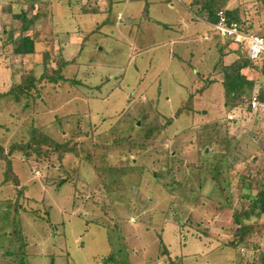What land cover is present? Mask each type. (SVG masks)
I'll return each mask as SVG.
<instances>
[{"label": "rangeland", "instance_id": "1", "mask_svg": "<svg viewBox=\"0 0 264 264\" xmlns=\"http://www.w3.org/2000/svg\"><path fill=\"white\" fill-rule=\"evenodd\" d=\"M113 1L116 4L41 0L44 14L35 25L37 50L50 51L48 73L57 68L61 56L66 62L61 70L64 80L45 79L38 84L36 97L17 102L8 91L29 68L35 77L44 68L40 55L24 59L12 53L7 36L1 38L3 24L14 23V35L20 26L4 6L25 9L29 1L0 0V146L11 161L8 171L0 159V247L7 245L9 232L18 224L27 242L19 264H103L107 257L113 261L106 264L254 263L258 250H264V215L254 222L247 244L236 246L238 225L232 216L248 205L244 188L264 169V123L252 112L238 108L227 115L221 95H210L215 102L209 104L195 96L191 104L195 115L174 118L148 138L147 148L132 150L126 140L119 142L159 127L164 122L160 116L175 115L184 104L189 80L213 70L222 38L204 29L201 36L170 41L177 36L175 22L190 15L179 0H156L152 14L157 22L139 17L145 3L153 0ZM227 4L242 5L254 29L264 32L259 0ZM82 5L97 6L99 13L83 14ZM37 8L34 4L33 15ZM203 34H208L207 40ZM227 49L225 63L242 50L236 45ZM244 72L257 85L264 83L253 68ZM129 117L134 119L128 122ZM40 127L57 142L77 143L79 155L52 153L48 146L40 155L30 151L29 157L21 151L9 153L12 145L28 143L31 131ZM228 152L229 170L218 176L222 190L209 169ZM91 160L104 169L95 170ZM179 163L183 169L201 165V180L171 193L156 173L183 181L190 170L168 172ZM4 171L10 173L6 183ZM61 179L66 183L57 187ZM251 193H256L254 187ZM18 198L22 208L17 213L13 204Z\"/></svg>", "mask_w": 264, "mask_h": 264}, {"label": "trees", "instance_id": "2", "mask_svg": "<svg viewBox=\"0 0 264 264\" xmlns=\"http://www.w3.org/2000/svg\"><path fill=\"white\" fill-rule=\"evenodd\" d=\"M26 1L29 2L26 3L27 5L25 9L19 6V10H17L16 9V7L18 6L17 4L15 5L10 4L8 6L6 5L4 6L5 11L10 13L12 21L13 22L19 21L20 26L18 27V34L14 35L17 26H14V23L3 24L1 38L3 36H7L8 39H6L5 41L10 42L12 46V53L15 55H19L24 59L30 56L40 55L42 67L44 68V71L40 74L39 77H35L33 68H29L27 70V73L22 74L20 82L8 91V94H11L12 97H14L17 102H20L22 97L25 100L29 99L32 96L36 97L35 94L39 93L38 84L45 79L48 82H52V83H56L60 79L64 80L63 76L61 75V70L66 66V62H64L60 56L57 68L52 69L51 72L48 73L49 65L47 61L50 56L49 53L50 51L48 48L43 49L42 51H38L36 46L37 45L36 41H38L36 40V38L38 37L37 36L38 33L36 32L37 30L35 29V25H37V22H39V19L44 14L39 9L41 0H26ZM259 1L262 3V7L264 8V0H259ZM110 2L113 5V0H110ZM181 2L184 5V7H186L187 10L192 14L193 18L199 19L209 24L210 29L208 30L210 32H216L219 35L214 25L219 21L218 12L221 10L223 11V15L226 19L227 25L236 22L240 30L243 31L244 33H252V34L264 36V32L259 33L254 29L253 20H250L247 17L246 10L242 7V5L227 6L228 0H181ZM34 4L38 8L36 13H34L33 15L31 11L33 9ZM81 12L83 14L99 13L97 6L86 7L85 5L81 6ZM110 13H111V9L107 11V18L110 17ZM143 14L144 15H142V17H144L145 20L157 22V20H153L148 16V5H144ZM106 22H107L106 20L101 21L99 25L102 26ZM220 37L222 38V42L224 43L219 44L218 60L214 64L213 70L211 71V73H207V75L196 73V77H199V79L195 80L194 78L189 80V85L186 87V91H185V93L187 94H186V98L184 99V104L176 109L175 115L173 117L160 116L159 117L161 118L160 122L161 121L164 122L161 123L159 127L153 125L152 127L147 128V131L144 132V135H142L140 131H137L134 137L129 138L130 135L127 138L121 137L122 140H120L119 142L126 140L128 142L127 146L132 150H140L147 148L149 146L148 140L151 137H154L162 128H164L167 125H170L173 122L174 118H179L182 114H184L186 117L191 113L195 115L196 111L195 110L193 111V107L191 105L193 103V100L196 98L195 96L201 98L206 104H209L215 102V101H210V99H208L210 95H213L215 93L221 95L219 99L223 100V106L226 110L227 115L233 112L235 109L245 108L246 111L252 112V116L258 118L259 121L264 123V115H262L260 108L253 109L251 107V100L254 95H256V98L260 103H264V83L257 85L256 80L249 78L244 72L245 69L253 68L255 71H258L264 77V54H260L256 59H250L247 53L245 52V50L242 47L237 46L238 50H241L240 48H242L243 51L241 50V54L238 55L236 59H233L230 62L225 63L224 59L227 57L226 53L229 52L227 47L229 48L230 45H233L232 44L233 41L232 38L230 37H222V36ZM218 42L220 43V41ZM1 43L2 41H0V44ZM193 88H197V89L193 90ZM126 112L127 114L129 113L127 110ZM133 119L134 118L129 117L128 122L132 121ZM77 122L80 123V120H77ZM137 122L138 119H135L133 122L134 127L137 125ZM211 127L214 128L215 124L212 125ZM129 129L132 132V123ZM77 132L81 133L80 130ZM215 132L216 131L213 130V133ZM84 134L86 135L87 133L85 132ZM33 144H35V147H33ZM76 144L70 145V141L61 142V143L57 142L54 139L50 138L49 136L44 135L40 127L39 129L34 128L31 131L30 140L28 143H25L23 145L21 144L20 146L12 145L9 153L12 154L15 153L16 151L17 152L21 151L22 154H24L26 157H29L30 151L40 155L42 154V152L43 153L46 152V150L43 149V146H48L51 148L49 149L51 150L49 152L52 153L63 154V153L71 152L79 155V153L76 151ZM261 150L264 152V142L261 146ZM227 154H229V152L222 154V158L217 159L211 165L212 168L209 169V173L211 174L212 179L218 183L219 187H221L222 190H223V186L221 185L222 182H220L218 176L220 177L221 175L226 173V170H229V167L227 166L226 163ZM90 158L91 156H88V160H90ZM173 158L174 155L168 156V159L170 160ZM0 159L5 162V170L10 171L11 161L10 159H8L7 155H4L3 147L1 146H0ZM90 162L93 168L97 171L103 167V166L102 167L95 166L92 160ZM172 162H176V159H174ZM175 167H176L175 169L173 167H170V169H168L169 171L168 170L167 171L173 172L174 170H176L177 172H181V171L190 170L189 175L186 177L185 180L183 181H176L175 179L168 180L166 177L162 178L160 175L156 173V177L158 178V180L164 181L163 185L169 192L174 193V191H176L178 188L184 190V188L188 184L193 182H196L199 185V180L201 179H199L198 175L200 174L201 171H203L201 165H198L196 169L190 167L189 169H183L182 165H180L179 163ZM9 174H10L9 172L4 171L3 174L4 183L7 182V179L9 178ZM258 174H259V179H255V181L250 182L249 185L244 188L245 192L243 193V196L249 200L248 205L246 207L242 205V208L240 210H236L232 214L234 222L238 225V230L235 234V236L238 238V241L236 243H233V246H236L239 243H243V242H244L243 244H245L247 241L245 240V238L249 239L248 237L254 231V225H255L254 222H256V220L258 219H261V217L264 215V169L261 172L259 171ZM188 178H191L192 180L195 181H191V180L187 181ZM226 182H227V186H229L230 181H226ZM65 183L66 180L61 179L57 183V187H61ZM253 187L256 189L255 194L251 193ZM228 199H229V205H231V199L230 198ZM13 208L15 211H17V213L22 208V204H20L19 198L16 199L15 203L13 204ZM17 225L18 224L14 226L15 228H13L12 230L13 232H9L10 238H8L7 245L4 248L0 247V262H2L3 264H19L25 258L24 251L26 250L27 242L24 240L22 227L20 225L18 226ZM261 232L264 235V226L262 227ZM159 240L161 241L162 239L160 238ZM9 245L16 247L14 249V247L13 248L9 247ZM105 259L103 264L113 261L112 257H107ZM252 264H264L263 249L258 250L257 260L254 261V263Z\"/></svg>", "mask_w": 264, "mask_h": 264}, {"label": "built area", "instance_id": "3", "mask_svg": "<svg viewBox=\"0 0 264 264\" xmlns=\"http://www.w3.org/2000/svg\"><path fill=\"white\" fill-rule=\"evenodd\" d=\"M218 16L219 21L214 27L220 36L232 38V44L242 47L250 59H256L260 54H264V36L244 33L236 22L227 25L223 11L221 10L218 12ZM251 107L253 109L260 108L262 115H264V103H260L256 95L251 100ZM228 118L231 119L232 117L229 116Z\"/></svg>", "mask_w": 264, "mask_h": 264}, {"label": "crops", "instance_id": "4", "mask_svg": "<svg viewBox=\"0 0 264 264\" xmlns=\"http://www.w3.org/2000/svg\"><path fill=\"white\" fill-rule=\"evenodd\" d=\"M133 1V0H132ZM167 2H170L168 0H166ZM181 1V0H179ZM119 3V2H118ZM116 4L115 1H113V5ZM145 5H148V16L153 19V20H157L154 15L152 14V10L153 8L157 5V2L156 0H153V1H150L149 4H146ZM173 7L174 5H170V7ZM227 6H229L227 4ZM186 8V7H185ZM187 9V8H186ZM114 10V9H113ZM164 10V9H163ZM143 11H144V6H143ZM116 15H115V19L118 20L119 15V10L116 11ZM190 13V12H189ZM118 14V15H117ZM189 17L188 18H185V19H180L178 22H175L176 25L178 26V29H177V36L174 38V39H171L170 41H173V43H175V41H179V40H183L184 38H188V39H192L194 37H196L197 35L201 36L202 35V30L204 29H210L209 28V24L204 22V21H201L199 19H195L193 18L192 14L190 13V15H188ZM132 18V16H130ZM139 17L141 18L142 17V13L139 15ZM123 19H120L121 22ZM157 21H160V20H157ZM148 22H150L148 20ZM198 24H202V27H198ZM205 24V25H204ZM203 26H206L207 28H203ZM204 35V39L207 40L208 39V34H203ZM168 41V40H167Z\"/></svg>", "mask_w": 264, "mask_h": 264}]
</instances>
